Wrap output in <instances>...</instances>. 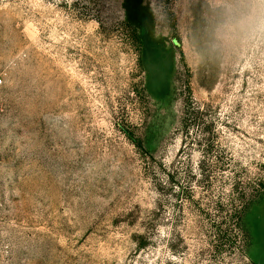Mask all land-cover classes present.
Wrapping results in <instances>:
<instances>
[{"label": "rangeland", "instance_id": "1", "mask_svg": "<svg viewBox=\"0 0 264 264\" xmlns=\"http://www.w3.org/2000/svg\"><path fill=\"white\" fill-rule=\"evenodd\" d=\"M263 185L264 0H0V264H264Z\"/></svg>", "mask_w": 264, "mask_h": 264}, {"label": "trees", "instance_id": "2", "mask_svg": "<svg viewBox=\"0 0 264 264\" xmlns=\"http://www.w3.org/2000/svg\"><path fill=\"white\" fill-rule=\"evenodd\" d=\"M132 34H133V37L135 39V41L139 44H141V38L139 36V34L137 33L136 29L132 28ZM175 42V41H174ZM130 135V134H129ZM133 139V138H132ZM134 141V139H133ZM136 142V140H135ZM263 189H264V185H263ZM245 207L246 206H243L242 209L239 208L238 210H234L231 215H230V218L231 220L233 221L234 225L237 227V231H243L242 229V224H241V220H242V214L245 210Z\"/></svg>", "mask_w": 264, "mask_h": 264}]
</instances>
